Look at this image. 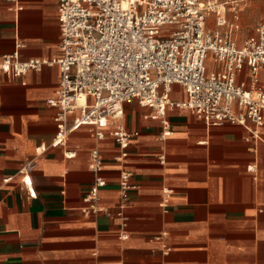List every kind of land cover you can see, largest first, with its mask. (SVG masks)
Returning a JSON list of instances; mask_svg holds the SVG:
<instances>
[{"label": "crops", "instance_id": "obj_1", "mask_svg": "<svg viewBox=\"0 0 264 264\" xmlns=\"http://www.w3.org/2000/svg\"><path fill=\"white\" fill-rule=\"evenodd\" d=\"M18 1L20 11L0 0V63L18 42L23 61L57 59L59 0ZM263 75L264 69V86ZM240 79H250V68ZM59 81L57 64L15 79L0 70V264H264V131L257 140L240 125H207L176 109L168 111L173 134L162 140L163 124L151 118L153 109L132 101L124 123L139 135L123 161L112 136L98 141L87 126L54 147L57 109L49 101ZM172 98H186L182 86H174ZM42 144L46 149L38 155ZM96 147L104 163L102 207L118 211L123 170L138 185L128 193L127 239H121L118 217L81 212L94 182L89 165ZM67 150L76 155L68 158ZM31 159L36 197L20 176ZM165 188L172 191L167 211L161 206ZM163 231L169 255L153 240Z\"/></svg>", "mask_w": 264, "mask_h": 264}, {"label": "built area", "instance_id": "obj_2", "mask_svg": "<svg viewBox=\"0 0 264 264\" xmlns=\"http://www.w3.org/2000/svg\"><path fill=\"white\" fill-rule=\"evenodd\" d=\"M11 1L15 10L23 9L18 0ZM250 1L59 0L61 55L51 62L23 61V44L18 42L15 52L4 56L0 70L15 79L45 64L59 66L56 97L49 101L57 109L54 147L65 146L74 131L87 126L98 141L112 136L121 149L117 160L123 161L139 135L128 131L124 123L125 105L132 101L153 109L151 118L163 124L162 140L173 134L168 111L176 109L190 111L207 125H240L251 138L263 140L264 86L259 75L264 69V20L242 42L235 34ZM246 66L250 68L248 81L240 79ZM175 85L183 87L185 99L172 98ZM45 149L46 144L40 145L38 155ZM75 155L73 150L66 152L68 158ZM160 158L163 162L164 157ZM103 165L96 147L90 153L89 165L94 182L81 212L85 216L103 213L118 217L121 239H127L128 193L138 185L131 172H121V202L112 213L100 205V191L106 184L101 176ZM34 168L31 159L20 169L30 197H36ZM163 194L161 206L167 211L172 191L165 188ZM168 239L167 231L153 237L163 243L165 255L171 250Z\"/></svg>", "mask_w": 264, "mask_h": 264}, {"label": "rangeland", "instance_id": "obj_3", "mask_svg": "<svg viewBox=\"0 0 264 264\" xmlns=\"http://www.w3.org/2000/svg\"><path fill=\"white\" fill-rule=\"evenodd\" d=\"M241 15V27L240 30L235 33L240 42L252 36L256 25L264 20V0H251L247 7L244 8Z\"/></svg>", "mask_w": 264, "mask_h": 264}]
</instances>
